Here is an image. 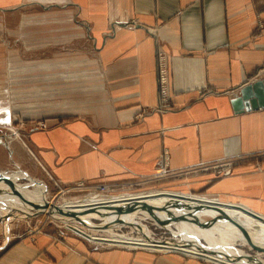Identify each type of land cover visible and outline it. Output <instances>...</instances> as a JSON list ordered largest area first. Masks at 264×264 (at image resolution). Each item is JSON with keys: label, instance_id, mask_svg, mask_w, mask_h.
I'll use <instances>...</instances> for the list:
<instances>
[{"label": "crops", "instance_id": "crops-1", "mask_svg": "<svg viewBox=\"0 0 264 264\" xmlns=\"http://www.w3.org/2000/svg\"><path fill=\"white\" fill-rule=\"evenodd\" d=\"M33 3L46 13L70 12L94 45L108 104L95 119L47 117L44 129H25L22 142L3 133L13 137L11 159L20 168L64 185L127 181L154 175L166 153L170 171L200 168L189 190L244 205L264 220V107L235 112L231 103L264 78V0H0V8ZM160 67L172 104L164 111L156 108ZM2 174L11 178L6 186L18 178ZM17 199L5 198L13 202L0 206V220L34 209ZM89 242L101 244L20 233L0 242V264H219L120 240L104 244L130 249Z\"/></svg>", "mask_w": 264, "mask_h": 264}, {"label": "rangeland", "instance_id": "rangeland-1", "mask_svg": "<svg viewBox=\"0 0 264 264\" xmlns=\"http://www.w3.org/2000/svg\"><path fill=\"white\" fill-rule=\"evenodd\" d=\"M2 9L0 8V175L11 180L10 176L3 175L2 172H13L18 178L8 186L0 181L2 186L0 206L4 208L12 205L13 201H5V198L11 194L9 186L19 192L24 199H30L33 204H38V201L31 198L38 197V190L44 187L46 189L44 200L50 204H48L50 208L46 211L52 208V204L63 205L66 202L80 201L88 197H99L96 195H104L99 200L106 201L105 199L111 198L112 195L149 190L187 191L195 196L208 198L202 196L208 193L192 191L186 186L194 177L192 173L199 171L200 168L198 170L189 168L183 170L184 173L170 171L167 167L166 153L160 160L161 168L154 175L127 181L85 182L79 180L64 185L57 179H48L45 174L42 175L43 178L37 180L25 169L20 168L11 159L9 140L13 137L5 136V134L15 135L16 139L22 142L25 141L23 137L25 129H44L47 117L95 119L107 106L108 98L94 45L86 39L79 27L72 24L70 12L51 10L53 13H46L40 5L35 3L14 10ZM24 19L26 24H19L20 20L24 21ZM156 108L164 111L171 109L172 104L167 101L166 104H158ZM231 165L232 161L225 166V170L229 171L228 167ZM225 170L217 173L215 169V172L217 175H226L228 172ZM29 177L32 180H29ZM28 191L33 193L32 197H28L31 195ZM17 201L19 202V199ZM23 204L25 207L29 206V204ZM31 211H16L11 217L0 220V222L3 221L0 223V242L8 243L20 233L22 236H32L38 232H47L55 241H62L66 235H70L87 242L99 241L101 244L89 242L99 248H126L117 245L107 246L104 242L118 241L109 232L136 238L144 237L135 228L137 223L144 224L148 228L149 237L158 244L163 245L179 240L178 236L171 233V230H174L171 225L166 229L153 219L141 214L134 215L128 223L107 231H89L70 217L62 216L65 219H56L59 215L56 212L34 215ZM25 212L32 215L23 217L22 213ZM204 221H210V219L205 217ZM219 221L213 220L210 223L218 224ZM92 222L97 225L100 220ZM227 223L233 224L226 221L223 225ZM76 225L93 237L87 236L81 229L79 231ZM223 225L219 223V226ZM240 225L241 230L236 225L233 226L236 232L243 235V240L236 241L234 247L245 254L264 260L262 256L264 247H255L246 243L244 232H251V229L248 230L246 226ZM186 255L189 257L187 253H184V256Z\"/></svg>", "mask_w": 264, "mask_h": 264}, {"label": "bare ground", "instance_id": "bare-ground-1", "mask_svg": "<svg viewBox=\"0 0 264 264\" xmlns=\"http://www.w3.org/2000/svg\"><path fill=\"white\" fill-rule=\"evenodd\" d=\"M29 180L32 178L29 177ZM171 190L117 194L105 199L106 201L99 200L100 197H104L101 194L96 195L99 197H88L80 201L66 202L63 205L52 204L51 207L55 206L59 209L54 211L59 214L56 219H65L62 216L70 217L89 231H107L128 223L131 217L141 214L148 216L166 229L171 225L174 229L171 233L179 238L175 242L158 244L149 237L148 228L141 223H137L135 227L144 235L141 238L109 232L112 237L128 245L135 244L148 250L162 252L180 251L191 256H201L206 260L211 259L219 264H264L261 258L245 254L234 247L236 241L243 240V235L236 232L233 226L236 225L241 230L240 224L246 226L248 230L251 229V232H244L246 243L255 247H264V220L249 214L250 212L255 214L254 212L244 205L234 204L223 197L208 199L187 191ZM45 191L44 187L38 190V197L35 200L39 205H47L50 208L48 201L44 200ZM31 212L36 213V207ZM26 213L28 214V212L22 213L23 217ZM205 217L210 221H204ZM221 218L223 221H219ZM93 220H100V222L96 225L92 222ZM213 220L219 221L218 224L210 223ZM226 221L233 224L223 225ZM219 223L223 226H219ZM76 226L79 227L78 230H82L80 226ZM82 231L91 236L85 230Z\"/></svg>", "mask_w": 264, "mask_h": 264}, {"label": "water", "instance_id": "water-1", "mask_svg": "<svg viewBox=\"0 0 264 264\" xmlns=\"http://www.w3.org/2000/svg\"><path fill=\"white\" fill-rule=\"evenodd\" d=\"M259 86H262V87L258 88ZM231 103H232V108L235 112L241 111L242 109L250 110V109H255L258 107H264V78L258 83H253V84L246 86L243 89H241L239 96L237 98H235V100L232 101ZM0 181L6 182V183L10 182L8 177L6 178L2 175H0ZM9 187H10V192L12 195L17 196L23 203L29 204L32 207H36V213H33V214H38V213H43V212L48 214V213L59 210L58 208L53 206L52 209H49L48 211H46L45 209H42V208L45 207L48 209L49 207H47V205H39V204L35 205L32 202L28 201L27 199H24L20 195L19 192L14 190V188H12V186H9ZM40 209H42V210H40ZM18 211H21V210H18ZM251 214H253V213H251ZM24 215L30 216L32 214L26 213ZM253 215H255V214H253Z\"/></svg>", "mask_w": 264, "mask_h": 264}, {"label": "built area", "instance_id": "built-area-1", "mask_svg": "<svg viewBox=\"0 0 264 264\" xmlns=\"http://www.w3.org/2000/svg\"><path fill=\"white\" fill-rule=\"evenodd\" d=\"M158 76V93H159V105L160 103L166 104L167 102V74L163 67L158 68L157 70Z\"/></svg>", "mask_w": 264, "mask_h": 264}]
</instances>
